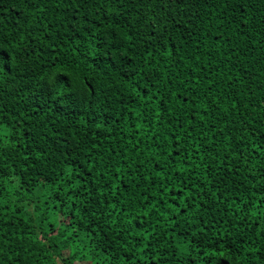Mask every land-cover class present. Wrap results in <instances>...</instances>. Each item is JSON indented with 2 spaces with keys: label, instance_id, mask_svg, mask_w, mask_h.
Here are the masks:
<instances>
[{
  "label": "trees",
  "instance_id": "obj_1",
  "mask_svg": "<svg viewBox=\"0 0 264 264\" xmlns=\"http://www.w3.org/2000/svg\"><path fill=\"white\" fill-rule=\"evenodd\" d=\"M0 264H264V0H0Z\"/></svg>",
  "mask_w": 264,
  "mask_h": 264
}]
</instances>
